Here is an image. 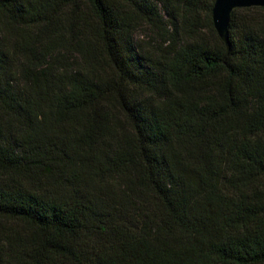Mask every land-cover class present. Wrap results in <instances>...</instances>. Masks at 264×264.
I'll list each match as a JSON object with an SVG mask.
<instances>
[{"label": "trees", "instance_id": "obj_1", "mask_svg": "<svg viewBox=\"0 0 264 264\" xmlns=\"http://www.w3.org/2000/svg\"><path fill=\"white\" fill-rule=\"evenodd\" d=\"M214 2L0 0V264H264V8L226 55Z\"/></svg>", "mask_w": 264, "mask_h": 264}, {"label": "water", "instance_id": "obj_2", "mask_svg": "<svg viewBox=\"0 0 264 264\" xmlns=\"http://www.w3.org/2000/svg\"><path fill=\"white\" fill-rule=\"evenodd\" d=\"M264 8V0H215L211 18L214 30L226 47L230 49L229 26L231 14L237 9Z\"/></svg>", "mask_w": 264, "mask_h": 264}, {"label": "rangeland", "instance_id": "obj_3", "mask_svg": "<svg viewBox=\"0 0 264 264\" xmlns=\"http://www.w3.org/2000/svg\"><path fill=\"white\" fill-rule=\"evenodd\" d=\"M153 1H158V7H161V1L163 0H153ZM204 4H209L210 0H203ZM200 23L203 26V28L208 29V19H207V14L202 12L200 14ZM163 31L159 32L155 30L154 28H148L145 26H140L137 29V32L134 36V39L136 40L137 43H139L141 46H143L147 50L155 51L157 47L164 48L168 46L169 44H165L163 42ZM202 34L207 38H211L212 36L208 31H202ZM68 58H74L72 56H69ZM6 227H11V228H17L13 224L5 223Z\"/></svg>", "mask_w": 264, "mask_h": 264}]
</instances>
